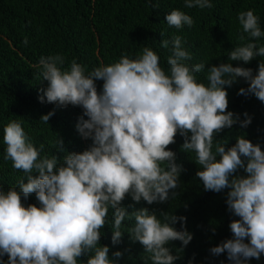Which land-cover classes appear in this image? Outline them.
I'll list each match as a JSON object with an SVG mask.
<instances>
[{"label": "clouds", "instance_id": "clouds-1", "mask_svg": "<svg viewBox=\"0 0 264 264\" xmlns=\"http://www.w3.org/2000/svg\"><path fill=\"white\" fill-rule=\"evenodd\" d=\"M212 6L211 0H184L186 9ZM237 20L241 32L227 61L207 67L204 62L190 64L192 54L182 37L164 38L163 32L160 47L170 53L167 70L148 46L134 57L121 53L114 62L91 70L75 58L66 64L59 53L39 58L37 78L47 82L38 89L39 101L57 108L80 107L75 128L91 143L83 151L68 152L58 136L55 149L65 153L59 158L44 153V144L37 147L20 121L10 119L3 127L4 159L23 178L18 186L0 184V264H122L121 251L110 257L109 246L100 243L106 225L111 227L113 245L125 232L139 242L146 264H175L178 253L193 239L187 218L148 207L129 212L123 201L130 196L136 203L152 205L176 197L184 169L169 146L178 134L183 137L181 150L198 165L195 175L204 190H227V210L235 217L229 223L231 238L209 252L226 253L229 264L260 259L264 149L245 134L237 135L231 146L217 139L226 128L238 124L242 130L252 122L249 113L241 119L240 113L228 110L227 88L238 79L248 85L238 95H254L264 103V59H259L255 73L243 66L264 58V44L259 42L264 31L251 9L240 11ZM165 21L177 30L194 25L192 15L179 8L169 11ZM233 61L243 64L234 66ZM205 72L204 80L199 79L198 74ZM98 80L103 82L100 90ZM54 114L55 108L39 120L49 124ZM33 194L38 203L25 204ZM126 219L133 223L124 231ZM173 241L181 242L175 255L169 247Z\"/></svg>", "mask_w": 264, "mask_h": 264}, {"label": "trees", "instance_id": "trees-1", "mask_svg": "<svg viewBox=\"0 0 264 264\" xmlns=\"http://www.w3.org/2000/svg\"><path fill=\"white\" fill-rule=\"evenodd\" d=\"M211 3V9L200 10L184 8V0H0V184L5 188L18 186V181L23 178V173L15 170L10 160L4 159L3 127L10 119L22 123L37 147L44 144V153H54L59 158L65 153L55 149L58 136L63 139L68 152L83 151L91 143L82 139L75 128L82 114L80 107L57 108L39 101L41 93L38 89L47 83L39 81L35 67L42 55L59 53L66 57V64L75 58L91 70L114 62L121 53L134 57L148 46L158 53L161 66L167 70L166 61L170 53L160 47V33L163 32L164 38L172 35L182 37L185 48L192 54L190 64L204 62L206 67L219 64L227 61L229 49L238 43L241 28L237 15L240 11L253 10L264 31V0H211ZM173 8L192 15L193 27L170 28L165 16ZM259 42L264 44V37ZM259 59L264 58H254L248 64L232 63L250 67L255 73ZM205 75L206 72L200 73L198 78L204 80ZM102 83L96 81L98 90ZM247 86V82L240 78L227 88L228 110L240 113L241 119H244V112L249 113L251 124L242 130L238 124L231 129L226 128L217 134V139L221 143L227 141V146H231L237 135L245 134L246 138L264 149V103L254 95H238L239 89ZM54 108L55 114L49 124L39 120L42 114ZM182 143L183 137L178 134L176 143L169 146L176 152L177 163L184 169L179 177L176 197L170 202L148 205L143 200L136 203L127 196L123 206L129 212L133 208L148 207L174 211L187 218L186 227L193 233V239L178 253L180 258L175 264H189V260L192 264H221L222 261L229 264L226 253L213 256L209 252L211 247L232 235L229 223L235 217L227 210V190L221 193L204 190L195 175L198 165L181 150ZM239 172L243 174L242 169ZM28 203H38L34 194L25 201ZM111 217L110 211V221ZM132 223L126 219L122 230L127 231ZM176 227L180 228L179 222ZM111 236V227L106 225L100 243L109 246L110 257L119 250L123 253L120 258L122 264H146L143 246L132 241L127 232L115 245ZM169 247L175 255L181 248V242L173 241ZM4 260L7 261V256ZM248 264H264V254L259 260L248 261Z\"/></svg>", "mask_w": 264, "mask_h": 264}]
</instances>
